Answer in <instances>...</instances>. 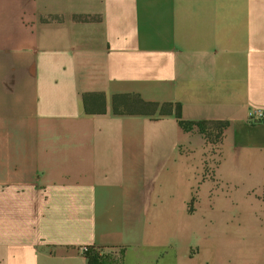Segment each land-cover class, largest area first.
<instances>
[{
	"label": "crops",
	"instance_id": "0c3cea01",
	"mask_svg": "<svg viewBox=\"0 0 264 264\" xmlns=\"http://www.w3.org/2000/svg\"><path fill=\"white\" fill-rule=\"evenodd\" d=\"M85 93L106 112L86 114ZM119 94L229 126L211 144L174 115H115ZM253 109L264 0H0V264H87L82 247L121 264H264Z\"/></svg>",
	"mask_w": 264,
	"mask_h": 264
},
{
	"label": "trees",
	"instance_id": "16d2710c",
	"mask_svg": "<svg viewBox=\"0 0 264 264\" xmlns=\"http://www.w3.org/2000/svg\"><path fill=\"white\" fill-rule=\"evenodd\" d=\"M99 15H75L76 22H96L100 20ZM60 20L57 16H49L44 21ZM84 112L88 115L104 114L106 112V97L103 93H85L82 96ZM113 112L115 115H143V116H168L174 115L180 128L184 132L197 131L205 137L211 144L221 141L224 132L229 126L227 121H189L182 118V108L179 103H155L142 99L137 94H119L113 97ZM193 202V201H192ZM115 250L106 247H87L83 256L87 259V264H121V257H109L105 250Z\"/></svg>",
	"mask_w": 264,
	"mask_h": 264
},
{
	"label": "built area",
	"instance_id": "2783aa9c",
	"mask_svg": "<svg viewBox=\"0 0 264 264\" xmlns=\"http://www.w3.org/2000/svg\"><path fill=\"white\" fill-rule=\"evenodd\" d=\"M250 123H260L264 121V111L259 109H253L249 114ZM87 251V247H82L80 253L83 255Z\"/></svg>",
	"mask_w": 264,
	"mask_h": 264
},
{
	"label": "rangeland",
	"instance_id": "374dc122",
	"mask_svg": "<svg viewBox=\"0 0 264 264\" xmlns=\"http://www.w3.org/2000/svg\"><path fill=\"white\" fill-rule=\"evenodd\" d=\"M109 257L113 258V259H116L118 256H117V251L116 250H105V252Z\"/></svg>",
	"mask_w": 264,
	"mask_h": 264
}]
</instances>
